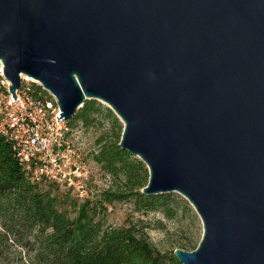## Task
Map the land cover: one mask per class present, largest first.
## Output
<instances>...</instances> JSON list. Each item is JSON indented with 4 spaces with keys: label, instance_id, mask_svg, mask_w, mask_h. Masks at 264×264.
<instances>
[{
    "label": "water",
    "instance_id": "water-1",
    "mask_svg": "<svg viewBox=\"0 0 264 264\" xmlns=\"http://www.w3.org/2000/svg\"><path fill=\"white\" fill-rule=\"evenodd\" d=\"M0 60L13 97L34 80L58 122L87 101L117 115L142 194L202 221L180 264H264V0H0Z\"/></svg>",
    "mask_w": 264,
    "mask_h": 264
},
{
    "label": "trees",
    "instance_id": "trees-1",
    "mask_svg": "<svg viewBox=\"0 0 264 264\" xmlns=\"http://www.w3.org/2000/svg\"><path fill=\"white\" fill-rule=\"evenodd\" d=\"M105 119L110 130L96 141L95 161L112 176L113 184L100 198L82 203L55 183H33L19 165L12 142L0 134V260L11 242L27 264H180L175 251H159L137 224L106 227L107 206L115 202L131 201L137 213L160 211L169 219L175 209L169 205L170 195L142 194L149 170L121 149L124 127L112 110L87 101L67 124L87 132L103 129Z\"/></svg>",
    "mask_w": 264,
    "mask_h": 264
},
{
    "label": "built area",
    "instance_id": "built-area-1",
    "mask_svg": "<svg viewBox=\"0 0 264 264\" xmlns=\"http://www.w3.org/2000/svg\"><path fill=\"white\" fill-rule=\"evenodd\" d=\"M4 68L0 60V134L12 142L19 165L33 183H55L79 201L89 200L88 175L77 166L86 148L85 131L58 122L57 98L26 76L21 77L15 99ZM71 154L76 156L74 163L66 160Z\"/></svg>",
    "mask_w": 264,
    "mask_h": 264
},
{
    "label": "rangeland",
    "instance_id": "rangeland-1",
    "mask_svg": "<svg viewBox=\"0 0 264 264\" xmlns=\"http://www.w3.org/2000/svg\"><path fill=\"white\" fill-rule=\"evenodd\" d=\"M96 102L101 105L103 110L110 109L107 104L100 101ZM115 116L117 117L116 114ZM117 119L123 125L118 117ZM103 122L105 124L103 129L94 127L87 132L85 131L87 136L86 148L81 162L77 163V166L81 167V172L88 175V188L90 192L92 191L91 200L100 198L113 184L112 176L107 174L103 167L95 161V156L99 152L96 141L104 131L110 130L109 121L105 119ZM75 125L79 126L80 123L78 124L76 121ZM66 160L74 163L76 156L73 154L68 155ZM168 195L171 196L169 205L175 209L172 219H169L160 211L137 213L134 210L133 202L120 201L107 206L108 209L105 214L106 227L120 228L135 223L139 226V229H144L147 232L150 242L159 251L171 253L177 249H183L192 252L193 246L199 245L204 234L202 221L195 209L183 196L178 193ZM73 198L76 197L73 195ZM79 203H82V201H79ZM71 216L75 217V213L72 212ZM23 256L21 249L10 242L7 251L1 257L0 264H27L22 260Z\"/></svg>",
    "mask_w": 264,
    "mask_h": 264
}]
</instances>
